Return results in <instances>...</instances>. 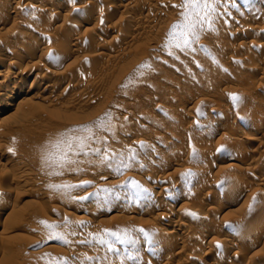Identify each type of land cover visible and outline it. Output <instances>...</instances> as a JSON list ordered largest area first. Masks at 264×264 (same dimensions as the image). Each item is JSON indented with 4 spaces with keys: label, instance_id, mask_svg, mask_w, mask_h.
Instances as JSON below:
<instances>
[{
    "label": "rangeland",
    "instance_id": "obj_1",
    "mask_svg": "<svg viewBox=\"0 0 264 264\" xmlns=\"http://www.w3.org/2000/svg\"><path fill=\"white\" fill-rule=\"evenodd\" d=\"M47 1L0 16V40H23L0 54L17 76L0 88L15 113L0 123V264H120L105 230L135 240L117 245L137 257L124 264H264V0H218L187 47L169 36L183 0H55L56 16ZM51 44L64 56H34ZM62 133L83 148L60 166L46 156Z\"/></svg>",
    "mask_w": 264,
    "mask_h": 264
},
{
    "label": "snow or ice",
    "instance_id": "obj_2",
    "mask_svg": "<svg viewBox=\"0 0 264 264\" xmlns=\"http://www.w3.org/2000/svg\"><path fill=\"white\" fill-rule=\"evenodd\" d=\"M218 0H183L181 7L183 8V20L184 24L174 25L172 31L169 33L170 37L182 39L183 44L187 47L190 43L189 37L195 36V29L197 26L202 27L204 24H207L209 27L211 26V16L215 12V5ZM177 29H180L178 32ZM177 47H180V44H176ZM233 100H238L239 98L236 96L232 97ZM103 121L98 123V127L103 126ZM72 131H80V130H72ZM82 131L91 132V129H83ZM78 140L77 147L80 149L83 148V140L79 138L72 137L69 133H62L61 137L55 141L52 145V151L47 154L46 159L49 162L59 164L63 166L65 163H72V161L68 158L69 152H74L76 149L73 147V142ZM11 151V150H10ZM121 163H123L121 161ZM127 167V165H124ZM119 167H117V171H119ZM190 175L188 173L184 174V176ZM183 178V177H182ZM70 187V186H66ZM45 228L49 230H54L55 225L47 224L46 222L41 221ZM145 237L148 235L144 232L143 229L138 230ZM109 237L113 239H109ZM57 238L63 239V237H57L54 231H50L49 239ZM66 242V241H64ZM97 242L104 246L107 252L114 253L116 258L120 260V264H124V259L127 260H136L137 257L133 255L131 251V247L123 250L124 254L121 257V250L117 248V245H129L134 246L135 240L129 239L127 234L125 236H120L116 232H109L105 230L104 237H98ZM66 264V262H65Z\"/></svg>",
    "mask_w": 264,
    "mask_h": 264
},
{
    "label": "bare ground",
    "instance_id": "obj_3",
    "mask_svg": "<svg viewBox=\"0 0 264 264\" xmlns=\"http://www.w3.org/2000/svg\"><path fill=\"white\" fill-rule=\"evenodd\" d=\"M47 1V0H46ZM65 1V0H64ZM47 2H49L50 3V5L52 6V7H54L55 8V16L56 15H60L61 14V6L59 5V4H57L56 2H55V0H48ZM8 2H7V0H1L0 1V16H1V14H3L2 12H3V10L6 8V7H8L6 4H7ZM10 4V3H9ZM28 4V3H27ZM26 4V6L25 7H27L28 5ZM45 4V3H44ZM130 4V3H129ZM33 5V4H32ZM39 6L41 5L40 3L38 4ZM37 5V6H38ZM47 5H49V4H47ZM65 5V4H64ZM264 5V4H263ZM6 6V7H5ZM30 6V5H29ZM34 6V5H33ZM32 6V7H33ZM41 6H43V5H41ZM88 6V5H87ZM11 8V7H10ZM29 8V7H28ZM28 8H26V9H28ZM30 8H31V6H30ZM34 8V7H33ZM35 8H37V7H35ZM40 7H38L37 8V10L39 9ZM44 8V7H43ZM54 8L52 9V10H54ZM9 9V8H8ZM45 9V8H44ZM43 9V10H44ZM47 9V8H46ZM6 10V9H5ZM4 10V11H5ZM31 10H33L32 8H31ZM264 10V9H263ZM263 10H258V12H257V14H260V15H262L263 14ZM9 11V10H8ZM30 11V10H29ZM35 11V10H34ZM33 11V12H34ZM40 11V10H39ZM38 11V12H39ZM82 11V10H81ZM7 12V11H6ZM37 12V11H36ZM43 12H46V11H43ZM66 12V11H65ZM11 13H12V15H14V18H15V16H16V18H17V16H19V14L18 15H16L17 14V10L15 9V10H13V11H11ZM10 13V14H11ZM19 13V12H18ZM35 13V12H34ZM42 12H40V14H41ZM47 13V12H46ZM250 13V12H249ZM33 14V13H32ZM43 14V13H42ZM65 14V13H64ZM9 14H8V12H7V16H8ZM35 15V14H34ZM259 15V16H260ZM5 16H6V14H5ZM6 16V17H7ZM67 16V15H66ZM66 16L64 17V19L66 18ZM4 17V16H3ZM2 17V18H3ZM21 17V16H20ZM39 17V16H38ZM54 17V16H53ZM2 18L0 19V23L2 24V22H3V20L5 19H3L2 20ZM41 19V18H40ZM43 19V18H42ZM41 19V20H42ZM56 19V18H55ZM54 19V20H55ZM6 21H7V19H5ZM10 20V19H9ZM57 20V19H56ZM53 21V20H52ZM7 22H9V21H7ZM17 22V21H16ZM22 22H25V21H22ZM39 22V21H38ZM54 22V21H53ZM64 22V21H63ZM40 23H42V22H40ZM39 23V24H40ZM55 23V22H54ZM24 24V23H23ZM52 24V23H51ZM66 24V23H65ZM5 25V24H4ZM3 25V26H4ZM20 25V24H19ZM42 26V25H41ZM1 28V27H0ZM67 28V27H66ZM41 29V28H40ZM39 29V30H40ZM59 29H61V27L59 28ZM64 29V28H63ZM63 29H61L62 30V32H63ZM1 30V29H0ZM15 30H17V29H15ZM14 30V31H15ZM42 30V29H41ZM67 30V29H66ZM19 31H21L22 32V30H19ZM36 32V31H35ZM43 32V31H42ZM67 32V31H66ZM64 33V34H67V33ZM24 33V32H23ZM36 33H38V32H36ZM43 34V33H42ZM41 34V35H42ZM14 35V34H13ZM12 35V36H13ZM32 35H34V34H32ZM30 36V34H28V33H25L24 35H22V38L23 37H26V38H28ZM63 37H64V35H62ZM30 38V37H29ZM28 38V39H29ZM41 38V37H40ZM67 38V37H66ZM65 38V39H66ZM14 39V38H13ZM24 39V38H23ZM27 39V40H28ZM36 39V38H35ZM59 39V38H58ZM21 38L20 39H14L12 42H10L9 44H10V46H13V47H18L19 46V44L21 43H23V42H21ZM23 41V40H22ZM43 41H45V40H43ZM58 41V40H57ZM61 41V40H60ZM59 41V42H60ZM0 42H1V46H0V54H2L3 53V51H4V48H8V46H6L8 43H6V41H4V42H2L1 40H0ZM28 42V41H27ZM30 42V41H29ZM58 42V43H59ZM62 42V41H61ZM61 42L59 43V44H61ZM74 42H76V41H74ZM73 42V43H74ZM34 43H36V41L34 42ZM55 43V42H54ZM78 43V42H77ZM26 44H28V43H26ZM26 44H24V45H26ZM41 44H44V43H41ZM56 44V43H55ZM23 45V44H22ZM38 45H40L39 43L37 44V47H38ZM52 45V44H51ZM62 45H64L63 43H62ZM9 46V47H10ZM21 46V45H20ZM44 45H42V47H43ZM49 46V45H48ZM53 46V45H52ZM50 47L48 50H47V52L45 53V51H44V49H43V52L41 51V52H37L36 53V55H34V56H36V57H43L45 54H47V53H49V54H47V55H50V54H52V55H58V56H60V55H62V56H64L63 55V51H64V49L62 48V47H57V45H55L56 47ZM60 46V45H59ZM15 47V48H16ZM46 46H44L43 48H45ZM23 48H25V47H23ZM32 48H33V46H32ZM34 48H35V45H34ZM33 48V49H34ZM21 49V48H20ZM19 49V50H20ZM32 49V50H33ZM3 50V51H2ZM18 50V51H19ZM24 50V49H23ZM27 50V49H26ZM34 50H36V48L34 49ZM6 51V50H5ZM14 51V50H13ZM30 51V50H29ZM68 51V50H67ZM96 51V50H95ZM25 52H27V51H25ZM66 52V51H65ZM14 53H15V51H14ZM67 53V52H66ZM20 54H21V52H20ZM26 54V53H25ZM32 54V53H31ZM65 54V53H64ZM67 56V55H66ZM65 56V57H66ZM13 57V56H12ZM19 57V56H18ZM28 57H29V55H28ZM61 57V56H60ZM21 58H23V57H21ZM27 58V57H26ZM32 58H34V57H32ZM63 58V57H62ZM67 58V57H66ZM2 59V58H1ZM11 59V58H10ZM24 59H25V56H24ZM52 59V58H51ZM56 59H58V57L56 58ZM61 59V58H60ZM59 59V60H60ZM19 60V59H18ZM54 60V59H53ZM1 61V60H0ZM22 61V60H21ZM57 61V60H56ZM64 61V60H63ZM50 62H52L51 60H50ZM54 62V61H53ZM14 63V62H13ZM14 65H15V63H14ZM57 65V64H56ZM59 65H61V64H59L58 63V66ZM2 66H3V64H2ZM2 66H0V67H2ZM13 66V65H12ZM11 66V67H12ZM35 66H36V64H35ZM43 67V66H42ZM42 67L40 66V69H38V72H42L43 71V69L45 68H43L42 69ZM57 67V66H56ZM9 69H10V66L7 64V65H5V68L3 69L2 68V71H1V73H0V88L1 89H6L8 86H9V84H10V82L13 80V79H15L17 76H14V75H12V73H10L9 72ZM46 71V70H45ZM47 72V71H46ZM257 72H259V71H257ZM45 73V72H44ZM19 74V73H18ZM39 74H41V73H39ZM56 74H58V75H60L58 72L57 73H55V72H53V76L51 77V78H58L59 76L58 75H56ZM63 74V73H62ZM61 74V75H62ZM46 76V75H45ZM51 76V75H50ZM36 77V76H35ZM43 78V77H42ZM61 78V77H60ZM20 79V78H19ZM54 80V79H53ZM52 80V81H53ZM58 80H59V78H58ZM49 81V80H48ZM51 81V80H50ZM32 83L33 84H35L36 86H38L39 85V83H40V81L38 80V78L37 79H34L33 81H32ZM47 83V82H46ZM12 84V83H11ZM33 84H32V86H33ZM55 84H57V83H55ZM54 84V85H55ZM51 85H53V84H51ZM50 85V86H51ZM33 87H35V86H33ZM48 88H49V86H43L42 88H41V90L40 91H48ZM51 90H53L52 89V87H51ZM31 92V90H27V91H25V92H23L22 94L23 95H26V94H28V93H30ZM52 92V91H51ZM50 93V92H49ZM48 93V94H49ZM59 94V93H58ZM34 95V94H33ZM47 95V94H46ZM3 97V96H2ZM35 97V96H34ZM56 97V99H57V96H55ZM54 97V98H55ZM40 98V97H39ZM35 99V98H34ZM38 99V98H37ZM41 99V98H40ZM51 99H52V97H51ZM2 100V98H1V95H0V101ZM47 100V99H46ZM54 100V99H53ZM53 100H51V101H53ZM1 102H3V101H1ZM14 102V98L12 97V96H8V97H6L5 99H4V102H3V104H0V123H3L4 121L7 123V120H9L11 117H14V115H15V113H13L12 112V103ZM23 102V101H22ZM47 102V101H46ZM49 102V101H48ZM54 102V101H53ZM31 103V102H30ZM257 104V103H256ZM258 104H262L261 103V101L259 100L258 101ZM260 106V105H259ZM257 108V107H256ZM264 108V107H263ZM260 110V109H259ZM1 111H4L3 113L1 112ZM264 111V110H263ZM224 113V112H223ZM251 113V112H250ZM250 113H249V115H250ZM248 114V113H247ZM227 115V114H226ZM221 116H223V114L221 115ZM225 116V115H224ZM223 116V117H224ZM16 117V116H15ZM245 117H247V115L245 116ZM251 117V116H250ZM253 117V116H252ZM251 117V118H252ZM222 118V117H221ZM248 118V117H247ZM12 119V118H11ZM218 119V118H217ZM246 118H244V120H245ZM225 120V119H224ZM247 120V119H246ZM250 120V119H249ZM215 122H216V120H215ZM218 123H220V122H218ZM246 123V122H245ZM1 125V124H0ZM9 133V132H8ZM6 134V133H5ZM8 136V135H7ZM247 141L249 142V143H253V141H254V139L251 137V138H247ZM4 151V150H3ZM5 153V152H4ZM220 153H222L221 151L217 154V155H219ZM3 154V153H2ZM252 155V154H251ZM222 156H224V154L222 155ZM216 161V160H215ZM225 161V159L223 158V157H218L217 158V163H223ZM17 166H18V168H20L19 166H20V164L19 163H15ZM231 164V163H230ZM235 165V164H234ZM233 166V165H232ZM230 168H232V167H230ZM235 168V167H234ZM237 168H239V167H237ZM19 173V172H18ZM25 174V173H24ZM16 178V177H15ZM22 178V177H21ZM18 179V178H17ZM14 180V179H13ZM263 182V181H262ZM150 188V187H149ZM229 189V188H228ZM229 192V191H228ZM223 193H225V192H223ZM228 194V193H227ZM223 195V194H222ZM221 195V196H222ZM224 198V197H223ZM259 202V201H258ZM260 203V202H259ZM264 203V202H263ZM262 203V204H263ZM233 204V203H232ZM232 204L231 205H229V207H231L232 206ZM255 204V203H254ZM218 205V204H217ZM261 204H259V206H260ZM264 205V204H263ZM221 207V206H220ZM255 207H257V205H255L254 206V208ZM223 208V207H222ZM221 208V209H222ZM251 208H253L252 206H251ZM2 209V208H1ZM213 210H212V212L214 211V210H217L216 208L214 209V208H212ZM219 209V208H218ZM252 210V209H251ZM253 210H256V209H253ZM218 212H219V210H218ZM237 212V211H236ZM238 213H240V212H238ZM255 213V212H254ZM212 214V213H211ZM216 214H217V212H216ZM248 214H250V211H248L247 210V212H246V217L247 218H249L248 217ZM259 214V213H258ZM162 215V214H161ZM165 216H164V218L166 219L165 221H167V219H169V217H170V215L171 214H168L169 215V217L167 216V214H164ZM253 215V217H254V214H252ZM179 216V215H178ZM239 216V215H238ZM237 216V217H238ZM245 216H243V217H245ZM250 216V215H249ZM257 216H259V215H257ZM263 216V215H262ZM172 217V216H171ZM260 218H264V216L263 217H261V216H259ZM177 218V217H176ZM241 218L242 217H240L239 219L241 220ZM162 219H163V215H162ZM205 219V218H204ZM244 220H245V218H243ZM242 219V220H243ZM250 219V218H249ZM164 220V219H163ZM171 221V220H170ZM179 221V220H178ZM237 221H239V220H237ZM246 221V220H245ZM263 221H264V219H263ZM207 222V221H206ZM212 222H214V221H212ZM236 222V221H235ZM243 222V221H242ZM254 222V221H253ZM256 222V221H255ZM181 223H183V222H181ZM229 223H231V222H229ZM233 223V222H232ZM252 223V222H251ZM180 224V223H179ZM209 224V223H208ZM207 225V223H204V225H203V227H205ZM214 225V224H213ZM232 225V224H231ZM238 225V224H237ZM202 226V225H201ZM210 226V225H209ZM208 226V227H209ZM247 226V225H246ZM184 228H185V225L183 226ZM187 227V226H186ZM189 227V226H188ZM207 227V226H206ZM211 227V226H210ZM215 227H216V225H215ZM230 227H232V226H230ZM237 227V226H236ZM242 227H244L245 228V226H242ZM217 228V227H216ZM247 228V227H246ZM173 229V228H172ZM188 229V228H187ZM190 229V228H189ZM200 229H204V228H200ZM206 229V228H205ZM204 229V230H205ZM211 228H209L208 229V231L210 230ZM213 229V228H212ZM215 229V228H214ZM232 229H233V227H232ZM155 230V232L157 231L158 233H159V235H160V233H163V234H165L166 232H164L165 230H164V226L162 227L161 225H158L157 227H156V229H154ZM186 230V229H185ZM184 230V231H185ZM203 230V231H204ZM249 230V229H248ZM219 231V230H218ZM240 231L242 232V230L240 229ZM257 231V230H256ZM189 232V231H188ZM206 232V231H205ZM220 232V231H219ZM191 233V232H190ZM198 233V232H197ZM213 233V232H212ZM249 233V232H248ZM247 233V234H248ZM253 233V232H252ZM263 233H264V231H263ZM168 236H170L171 237V235H173V236H175L174 234H175V231H170V232H168V233H166ZM182 234V233H181ZM244 234H246V233H244ZM250 234V233H249ZM258 234H262L261 232L260 233H258ZM199 235V234H198ZM239 235V234H238ZM179 236H180V234H179ZM246 236V235H245ZM252 236V235H251ZM160 237V236H159ZM181 237H182V235H181ZM186 237V236H185ZM257 237V236H256ZM174 238V237H173ZM175 238H177V235H176V237ZM226 238V237H225ZM258 238H259V236H258ZM257 238V239H258ZM179 239V238H178ZM187 239V238H186ZM206 239V238H205ZM229 239V238H228ZM238 240H240V239H238ZM256 240V239H255ZM176 241V240H175ZM247 242V239L246 238H243V239H241V241H240V244H242L243 246H244V244H247L246 243ZM250 242V241H249ZM256 242H258L257 240L255 241V242H253V244H255ZM222 243H223V241H222ZM224 244V243H223ZM228 244H229V242H228ZM239 244V243H238ZM239 244V245H240ZM258 244V243H257ZM200 245V244H199ZM235 245H237V244H235ZM263 245V244H262ZM210 246V245H209ZM219 246V245H218ZM227 246H229V245H227ZM251 246V245H250ZM257 246V245H256ZM225 247V246H224ZM229 247H231V245L229 246ZM233 247V246H232ZM231 247V248H232ZM247 247V246H246ZM227 248V247H226ZM240 248V247H239ZM260 248V247H259ZM264 248V247H263ZM214 249V248H213ZM228 249V248H227ZM230 249V248H229ZM253 249V248H252ZM215 250V249H214ZM209 251V250H208ZM212 251V250H211ZM227 251V250H226ZM195 252V251H194ZM247 252V251H246ZM249 252V251H248ZM228 253V252H227ZM178 255V254H177ZM181 255V254H180ZM185 255V254H184ZM190 255V254H189ZM214 255V254H213ZM243 255V254H242ZM248 255V254H247ZM179 256V255H178ZM222 256V255H221ZM175 257V256H174ZM167 258V259H166ZM166 260L169 262V261H171V259L173 258V255H172V252H169L168 254H166ZM193 258V257H192ZM186 259V258H185ZM199 259H201V258H199ZM251 259V258H250ZM255 259V258H254ZM238 261V260H237ZM225 262V261H224ZM243 262V261H242ZM200 263V262H199ZM223 263V262H222ZM250 263H252V262H250ZM154 264V263H153ZM167 264V263H166ZM196 264V263H195ZM262 264V263H261Z\"/></svg>",
    "mask_w": 264,
    "mask_h": 264
}]
</instances>
